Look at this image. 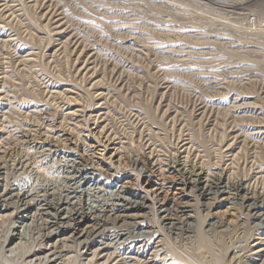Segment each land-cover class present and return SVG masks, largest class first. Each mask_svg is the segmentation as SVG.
<instances>
[{
  "label": "rangeland",
  "instance_id": "374dc122",
  "mask_svg": "<svg viewBox=\"0 0 264 264\" xmlns=\"http://www.w3.org/2000/svg\"><path fill=\"white\" fill-rule=\"evenodd\" d=\"M3 4L8 12L2 9ZM48 13L62 16L63 29L68 35H55L53 27L56 24H52L55 19L49 20ZM125 21L135 28L120 29L119 24ZM196 31L204 37L193 38ZM70 35L78 42L77 48L65 43ZM159 42L167 45L172 54H163L154 48ZM183 51L188 54H180ZM85 59L91 62L87 68L90 71L80 69L87 61ZM228 71H233L228 79L230 85L220 89L216 83H208L217 72ZM247 71L250 74L244 78H251L250 83L240 86L242 78L238 77ZM95 81L107 94L105 124L117 141L106 151L103 148L89 151L85 148L90 143L88 133L83 130L84 125L78 124L80 138L77 139L76 131L71 134L70 142L62 144L61 148L88 156L94 163L91 167L98 174L96 183L105 182L114 174V167L125 172L129 170L123 167L126 151L119 152L117 148H137V128H146L158 149L165 154L172 150L179 137L185 136L189 140L186 147L191 146L203 166L211 170L223 155L226 128L264 125V96L260 91L264 84V0H0L1 113L8 111L12 120L26 113V107H31L29 110L45 108L46 119L60 122V110L55 103L46 101L45 92H60L58 95L63 99V92L72 90L73 94L68 95L75 103L91 106L93 93L99 89L92 88ZM49 102L48 108L43 107ZM18 141L5 147L10 152H22L25 158L28 157L24 155L25 149L33 150L42 145V141H37L20 148ZM119 141L123 144L118 145ZM238 149L233 168L226 173L250 179L256 170L251 172L248 151L244 147ZM259 156L261 158L256 156L258 162L263 159ZM29 157L25 164L32 162L39 175L55 180L64 176L63 167L68 163L62 155L46 159L39 154ZM73 158L69 157L70 160ZM108 160L113 169L108 166ZM25 168L26 172L24 169L18 172L23 177H27L31 169ZM127 182L122 180L121 184L130 187L132 183ZM165 182L168 183L159 180L154 184L166 188ZM249 182L253 189V180ZM92 183L85 184L80 190L92 189ZM183 189L177 186L173 192L180 193L181 198L185 194L183 201L190 205L191 214L195 215L194 196L188 188ZM124 196L129 199L128 195ZM225 198L227 196L223 195L219 200ZM211 202L207 199L199 201L203 204ZM198 211L199 218L196 216L194 224L198 232L204 233L208 221L203 217L206 211L201 207ZM142 212L151 218L150 210ZM243 225L247 228L246 237L252 223L244 222ZM18 227L16 224L8 233L14 237L21 231ZM227 237L230 235L210 237L207 250L196 243L192 245L193 242L190 246L172 241L167 244V249L177 262L226 264L231 259V255L226 254ZM209 246L219 255L213 251L212 254ZM153 248L152 245L148 253Z\"/></svg>",
  "mask_w": 264,
  "mask_h": 264
},
{
  "label": "bare ground",
  "instance_id": "6f19581e",
  "mask_svg": "<svg viewBox=\"0 0 264 264\" xmlns=\"http://www.w3.org/2000/svg\"><path fill=\"white\" fill-rule=\"evenodd\" d=\"M2 6L7 10L4 4ZM227 7L237 9L233 5ZM48 15L49 20L55 19L52 23L56 24L53 27L55 35H68L63 29L62 16ZM125 22H119L120 29L135 28ZM197 37L202 39L204 35L198 32L193 38ZM65 43L74 48L78 46L72 35ZM154 48L163 54H172L163 42ZM180 54L188 53L183 51ZM90 64L85 61L81 71H90L87 69ZM232 72H223V75L217 72L218 75H213L208 83H216L222 89L230 85L228 79ZM248 74L245 72L238 77L242 78L240 86L250 83L251 78H244ZM92 76L93 73L89 77L92 79ZM97 84L96 81L92 83V88H99ZM260 91L264 96V84ZM55 92L47 90L45 96L46 101L55 103L60 110V122L46 119L45 108L32 107L33 110H29L31 107H26V113L12 120L8 111L0 112V264H191L186 263L188 260L177 262L168 251L167 244L172 241L191 246L193 242L192 245L196 243L208 248V239L219 234L223 237L224 234L230 235L226 239V254L231 255V259L226 264H264V125L226 128L223 155L211 170L203 166L200 156L191 146L186 147L189 140L185 136L179 137L172 150L165 154L158 149L146 128H137L138 147L117 148L119 152L126 151L123 167L128 168V172L114 167V174L98 184L94 181L98 174L91 167L94 164L91 159L73 149H63L61 145L70 142L71 134L80 129L79 125H84L83 130L88 133L90 143L85 148L89 151L97 148L106 151L117 141L111 128L105 124L108 114L104 101L107 94L103 89H96L92 92V105L83 107L68 95L72 90L62 91L63 99L58 95L60 92ZM49 104L44 103L43 107L48 108ZM78 118L80 121H76ZM80 133L76 132L77 139ZM14 141H18L20 148L37 141H42V145L33 149L34 153L32 149H25L24 155L28 156L25 158L22 152H10L5 147ZM117 144L123 143L119 141ZM241 147L248 151L251 172L256 170L250 179L226 173L233 168L237 158L235 151ZM33 154L44 159L62 155L61 158L68 163L63 167L64 176L55 180L39 175L32 162L25 164ZM259 154L263 157L260 162L256 160L261 158ZM69 157L75 158L70 160ZM26 166L31 169L27 177H23L18 172L25 171ZM108 166L113 169L111 162ZM119 172L125 174L120 175ZM122 180L131 182V186L124 187ZM159 180L167 181V187H156L154 183ZM251 180L253 189L249 184ZM89 182H93L92 189L80 190ZM177 186L188 188L193 194L197 207L195 215L191 214L190 205L183 201L185 194L181 198L180 193L173 192ZM223 195L227 198L219 200ZM206 199L212 202L199 203ZM199 207L206 211L203 217L208 220L204 233L198 232L194 224L196 216L199 218ZM145 209L151 211L150 219L142 212ZM250 221L251 232L244 237L247 228L243 223ZM16 224L21 231L13 237L8 232ZM136 244L139 246L135 247ZM152 245L154 248L148 253Z\"/></svg>",
  "mask_w": 264,
  "mask_h": 264
}]
</instances>
